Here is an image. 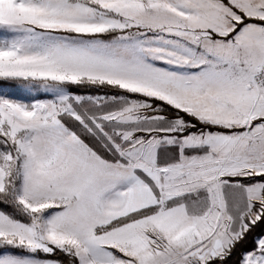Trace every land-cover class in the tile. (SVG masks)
Returning <instances> with one entry per match:
<instances>
[{
    "label": "snow or ice",
    "instance_id": "6c2138e0",
    "mask_svg": "<svg viewBox=\"0 0 264 264\" xmlns=\"http://www.w3.org/2000/svg\"><path fill=\"white\" fill-rule=\"evenodd\" d=\"M0 264H264V0H0Z\"/></svg>",
    "mask_w": 264,
    "mask_h": 264
}]
</instances>
